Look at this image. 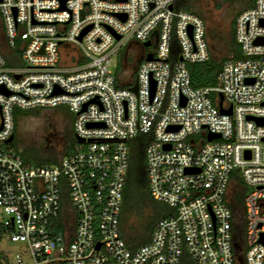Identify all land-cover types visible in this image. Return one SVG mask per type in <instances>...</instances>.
Returning <instances> with one entry per match:
<instances>
[{
  "label": "built area",
  "instance_id": "1",
  "mask_svg": "<svg viewBox=\"0 0 264 264\" xmlns=\"http://www.w3.org/2000/svg\"><path fill=\"white\" fill-rule=\"evenodd\" d=\"M174 1L0 0V41L21 60L9 65L0 51V143L14 105H67L75 137L56 162L37 165L0 145L1 238L18 245L0 264H180L184 251L196 264H239L235 168L248 187L243 264H264V0L235 17L240 56L222 58L216 86L197 87L187 63L209 57L207 24ZM133 39L155 46L121 81L112 53ZM137 133L146 135L149 192L173 212L131 249L119 215Z\"/></svg>",
  "mask_w": 264,
  "mask_h": 264
},
{
  "label": "rangeland",
  "instance_id": "2",
  "mask_svg": "<svg viewBox=\"0 0 264 264\" xmlns=\"http://www.w3.org/2000/svg\"><path fill=\"white\" fill-rule=\"evenodd\" d=\"M174 4L176 7L183 9L190 6V8H194L203 16L207 24L212 54L216 59L233 54V49H237L239 52L237 56H240L239 44L235 38L233 41H228L227 34L230 32V28L233 27L234 35L235 17L242 9L249 5L248 0H175ZM154 46V42H152L145 46V48L152 50ZM0 51L5 57L7 64L17 65L21 63L20 49L16 47L10 49L3 41H0ZM141 51V43L133 39L125 41L112 53L110 67L114 69L116 74L119 73L121 81L133 79L132 74L134 73L136 62L140 58ZM124 58L126 60L123 64ZM82 60L85 61L84 58ZM216 85L215 79L214 83L210 86ZM209 96L214 100L217 92L211 91ZM12 115L15 126L13 137L10 141L0 143V145L19 153L28 164L53 163L58 160L60 154L64 155L70 150L75 139L72 124L74 113L67 105L60 104L52 107L35 106L30 108L14 105L12 107ZM63 138H65L64 145ZM63 146L66 147V150L61 153ZM232 178H241L239 168L233 170ZM244 187L245 191L248 190L247 186ZM166 207L169 210L171 209L168 205ZM130 222L132 224L128 227L129 230L126 233V237L133 236L132 232L140 220L130 219ZM135 243H137V240ZM17 248V243L9 241L5 236L2 237L0 239V260L3 259V252L12 253ZM180 264H196V262L184 251Z\"/></svg>",
  "mask_w": 264,
  "mask_h": 264
},
{
  "label": "trees",
  "instance_id": "3",
  "mask_svg": "<svg viewBox=\"0 0 264 264\" xmlns=\"http://www.w3.org/2000/svg\"><path fill=\"white\" fill-rule=\"evenodd\" d=\"M185 9L197 12L194 8H190V6H187ZM227 37L228 41H233V27L230 28V32L227 34ZM233 55H239L237 49H233ZM140 56L141 55H139V57ZM222 58L223 57L216 59V57L213 56L210 45V55L206 60L188 62L187 67L189 69L191 85L197 87L213 84ZM14 129L15 126L13 121L12 134H14ZM145 142L146 135L143 133H137L128 140V166L122 189L119 232L121 237L124 239V244L131 249L149 239L152 226L157 218L173 212L172 208L170 210L167 209L166 203L155 199L149 192L144 156ZM65 150L66 147L63 146L61 153ZM231 182V186L234 190L231 208L233 212L232 230L236 244L235 251L239 264H243L244 219L242 212V200L245 187L240 179H232ZM130 219H138L140 222L135 226L132 232L133 236L126 237V233L129 230L128 227L132 224ZM1 236L2 233L0 231V239ZM135 239L137 240V243H135Z\"/></svg>",
  "mask_w": 264,
  "mask_h": 264
},
{
  "label": "water",
  "instance_id": "4",
  "mask_svg": "<svg viewBox=\"0 0 264 264\" xmlns=\"http://www.w3.org/2000/svg\"><path fill=\"white\" fill-rule=\"evenodd\" d=\"M262 22H264V21L262 20ZM85 29H86V28H84L83 31H84ZM83 31H82V32H83ZM82 32L80 33L79 38H80ZM116 37H118V35H116ZM259 40H261V39H256V41H259ZM142 44H143L144 46H146V45L149 44V41L146 40V41H144ZM146 58H151V53H150V52L146 53ZM16 76H18V75H16ZM129 88L132 89V90H135V89H136V81H135V80H134L133 84L129 86ZM0 90H4V91H5V89L3 88L2 85H0ZM5 92H6V91H5ZM221 111L230 112V108H227V109H221ZM257 120L259 121V119H257ZM215 135H218V133H212V132H210V133L207 134V137H208V138H211V137H213V136H215ZM12 137H13V134H10V135L6 138V141H10V140L12 139ZM78 139L81 140V138H78ZM167 146H168V145H167ZM262 240H264L263 237H262Z\"/></svg>",
  "mask_w": 264,
  "mask_h": 264
},
{
  "label": "flooded vegetation",
  "instance_id": "5",
  "mask_svg": "<svg viewBox=\"0 0 264 264\" xmlns=\"http://www.w3.org/2000/svg\"><path fill=\"white\" fill-rule=\"evenodd\" d=\"M142 49L145 48V46L141 45ZM65 144V138H63V145Z\"/></svg>",
  "mask_w": 264,
  "mask_h": 264
}]
</instances>
